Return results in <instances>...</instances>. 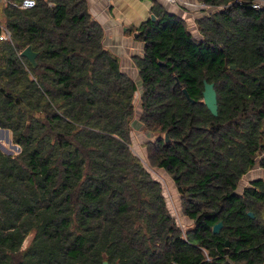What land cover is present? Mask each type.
<instances>
[{"label": "trees", "instance_id": "obj_1", "mask_svg": "<svg viewBox=\"0 0 264 264\" xmlns=\"http://www.w3.org/2000/svg\"><path fill=\"white\" fill-rule=\"evenodd\" d=\"M23 1L0 11L12 35L0 41V129L20 148L0 149V264H264V180L237 192L264 170L259 0H196L211 10L196 20L199 37L155 2L157 20L129 31L144 44L132 58L141 122L160 135L149 162L173 179L186 231L131 149L138 82L105 46L88 0L14 6ZM28 47L36 67L21 56Z\"/></svg>", "mask_w": 264, "mask_h": 264}, {"label": "crops", "instance_id": "obj_2", "mask_svg": "<svg viewBox=\"0 0 264 264\" xmlns=\"http://www.w3.org/2000/svg\"><path fill=\"white\" fill-rule=\"evenodd\" d=\"M155 2L188 23L193 21L187 6H183L182 2L180 5H173L165 0H88L92 15L105 30V46L119 56L125 73L132 78L138 75L135 81H139V73L132 58L144 54V44L137 41L135 34L130 35L129 31L130 28H137L151 18Z\"/></svg>", "mask_w": 264, "mask_h": 264}, {"label": "rangeland", "instance_id": "obj_3", "mask_svg": "<svg viewBox=\"0 0 264 264\" xmlns=\"http://www.w3.org/2000/svg\"><path fill=\"white\" fill-rule=\"evenodd\" d=\"M7 0H0V11H2L5 7ZM183 6H187V10H189V14L192 15L190 17L191 22H187L186 24L190 32L195 33L194 35L199 37L198 30L196 26V20L201 17H206L209 12H205L203 9L202 3H197L196 0L192 1H181ZM4 26V25H3ZM138 75L134 76L133 78L136 79ZM138 81V80H137ZM138 92L136 94V98L134 100L135 104V118L133 122V129L131 134L132 144L131 149L134 154L139 157L142 161L146 169L150 172L154 180L160 182L164 188V194L167 199L168 207L171 210L174 218L177 220L178 224L181 226L183 231H186L187 227L191 224L189 220H187L182 215L181 209V201L180 196L177 192L176 185L173 179L164 171L158 168L153 167L148 158V148L147 144L149 142H154L160 136L157 133L150 132L148 129L144 127L141 122V118L143 115L142 111V102L141 97L143 94V87L142 84L138 81ZM161 137H165L166 135H162ZM0 149L4 151L6 154L10 155H18L20 150L17 145H15L12 141L11 133L8 131L0 130ZM262 179L264 180V170L260 167H255L251 172H249L240 182L238 193H242L245 188L251 185V182L254 180ZM34 238V234L29 236L24 243V248H27L31 241Z\"/></svg>", "mask_w": 264, "mask_h": 264}, {"label": "water", "instance_id": "obj_4", "mask_svg": "<svg viewBox=\"0 0 264 264\" xmlns=\"http://www.w3.org/2000/svg\"><path fill=\"white\" fill-rule=\"evenodd\" d=\"M151 19L154 22L157 20V18L155 17V15H151ZM137 37H138V34H135V38H137ZM21 56L27 58L29 60V62L34 67L37 66V63H36L37 53L33 50V47H28L27 49H25L21 53ZM232 69H236V67L234 66V67H232ZM184 94L187 96L188 99L190 98L189 95H188L187 90H184ZM203 97H204V104L206 105V107L208 108V110L212 113V115L218 116V112H219L218 95H217V91L215 89V84L208 83L207 81H204ZM3 131H7L8 132V130H3ZM166 140H167V142H169V136H168V134H166ZM19 150H20V148H19ZM248 215L251 218H254L255 217L252 212H249ZM223 226H224L223 225V222H219L218 224H216L213 227V233L214 234H219L222 231ZM229 246H230V244H229V242H227V247H229ZM103 264H110V263H109L108 260H105L103 262Z\"/></svg>", "mask_w": 264, "mask_h": 264}, {"label": "built area", "instance_id": "obj_5", "mask_svg": "<svg viewBox=\"0 0 264 264\" xmlns=\"http://www.w3.org/2000/svg\"><path fill=\"white\" fill-rule=\"evenodd\" d=\"M167 3L169 4H173V5H180L181 4V0H165ZM203 9L206 12H209L208 14L211 13V10L209 7H207L205 4H203ZM17 6L18 8L21 9H32L36 6V1L35 0H24L20 5H14ZM252 7L254 9H261L264 8V0H259L257 2H255ZM12 40V35L11 32L4 26L1 27V32H0V41H11ZM172 264H179L176 262H173Z\"/></svg>", "mask_w": 264, "mask_h": 264}]
</instances>
